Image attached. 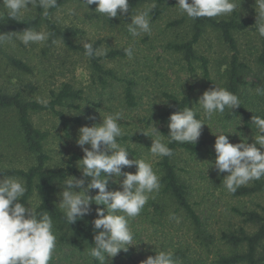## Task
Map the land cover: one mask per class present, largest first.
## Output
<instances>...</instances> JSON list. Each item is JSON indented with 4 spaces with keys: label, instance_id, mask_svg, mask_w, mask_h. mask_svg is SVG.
Instances as JSON below:
<instances>
[{
    "label": "rangeland",
    "instance_id": "374dc122",
    "mask_svg": "<svg viewBox=\"0 0 264 264\" xmlns=\"http://www.w3.org/2000/svg\"><path fill=\"white\" fill-rule=\"evenodd\" d=\"M236 2L239 4V0ZM255 3L256 0H241L240 9L237 8L230 15L215 18L239 16L256 21ZM148 5L138 7L132 15ZM32 12V5H29L18 16L23 18ZM6 14L7 10L0 4V19L5 21ZM52 18L62 28H74L78 32L75 41L82 46L85 42L93 44L99 41L101 45L98 51L106 53L101 56H106L112 49L129 46H132L134 54L131 59L128 56L117 59L104 57L101 61L104 67L112 69L120 79L107 78V82L103 84L99 74L93 70L89 57L81 51L69 50L59 40L54 43H49V40L43 44L30 43L26 46L18 39L27 29L25 28L8 34L11 39L0 44V91L21 92L28 99L46 102L50 100L51 91L58 90L65 82L83 90V99L76 102L77 106L57 108L71 120L67 126L60 115L51 111L31 115L34 125L48 134L45 141V151L50 157L48 167H64L74 154H84L77 144L79 129L82 126L99 124L104 116L119 112L122 116L119 123L123 135L118 138V143L128 150L129 159H144L151 163L158 175L157 162L161 157L153 156L150 146L157 138L165 142L163 130L169 131V122H161L158 115L171 105L172 96L180 99L188 96L191 100L189 108H193L197 119L206 123L199 137L203 144L198 156L182 153L177 164L183 169L184 179L192 190V201L197 212L211 229L219 232L243 224L234 211L235 207L256 209L264 205V194L233 197L224 187V179L228 173L218 174L215 168L216 134L224 133L229 142L234 144L242 141L254 143L255 125L252 122L247 126L242 117L229 119L226 110L223 114L217 113L209 118L198 104L204 91L215 85L224 88L227 80L232 50L218 31L208 29L196 45L197 53L209 59V76H206L201 62L194 61L190 65L184 55L173 48V44L188 40L192 36V19L181 13L177 4L167 6V10L156 20L151 16V33L135 38L128 32L131 15L114 21L115 18L108 19L104 14L92 13L87 4L81 1L64 4L53 13ZM177 20L183 21L174 25ZM28 29L48 33L45 25ZM235 37L241 58L249 65L243 78L247 82L244 87L246 101L251 109L264 111V69L255 63L263 37L254 30L235 33ZM11 58L23 60L31 66L32 71L23 72L17 69L11 63ZM127 81L134 86L137 101L135 107H129L125 100L124 88ZM28 84L36 89H27ZM152 124L160 133L154 131ZM85 147L90 148V145ZM35 163V155L24 145L15 111L0 108V168L27 169ZM80 163L79 160L76 165L82 170ZM123 171L134 173L136 167L124 168ZM3 178L0 176V179ZM122 179V176L109 177L108 189L119 190L120 184L116 181ZM19 180L25 186V181ZM161 187L160 184L159 190L150 194L141 213L130 220L134 235V245L129 246L130 256L121 251L115 257H106L107 264H132L134 260L141 262L150 255L155 256L159 251L174 253L180 248V244H186L190 236L184 223L187 221L176 212L172 200L164 194L161 195ZM64 188L65 185L62 184L56 193L58 204ZM97 193L98 190L94 189L88 194L94 196ZM38 204L39 197L34 193L27 208H35ZM91 207V212L96 215V209L103 208L104 205L93 202ZM56 237V247L49 264H99L90 256L91 248H82L72 244L69 239L60 241V237ZM178 264H181V260Z\"/></svg>",
    "mask_w": 264,
    "mask_h": 264
},
{
    "label": "clouds",
    "instance_id": "9594fccd",
    "mask_svg": "<svg viewBox=\"0 0 264 264\" xmlns=\"http://www.w3.org/2000/svg\"><path fill=\"white\" fill-rule=\"evenodd\" d=\"M88 6L95 4V11L107 18H115L129 12V0H83ZM34 0H0L7 10L8 17L16 19L22 11L33 5ZM241 0H177L181 13L191 19L201 17H219L232 14L240 9ZM39 7L44 9L43 15H48V9L57 7V0H39ZM155 3L148 5L137 14L131 15L128 32L132 37L151 33V11ZM256 28L258 34L264 37V0H256ZM49 38V33L35 29H25L18 37L24 45L30 43L43 44ZM7 33H0V44L10 40ZM85 55L98 56L101 53L94 49L91 42L83 44ZM129 59L133 57V48L125 49ZM187 79V78H186ZM198 104L209 118L214 114H223L225 108L231 110L239 107V97L226 88H210L199 97ZM122 116L119 112L102 118L99 124L82 126L79 129L77 144L84 152L79 167L84 178L69 176L64 180V190L60 193L62 199L60 208L64 211L68 224H74L78 219L89 215L92 203L104 205L96 209L97 218L93 220L95 230L94 247L90 256L107 264L106 257H115L121 251L128 252L134 239L130 220L137 217L148 203L150 194L160 188V178L151 163L144 159H129L128 150L118 143L123 135L120 126ZM169 140L162 142L160 138L153 140L150 152L153 156H172L173 151L168 144H196L202 134L203 120L196 118L193 108L173 112L169 116ZM255 125L254 143H230L224 133L216 134L214 150L216 153L215 168L219 173L227 172L224 187L229 192H235L239 187L250 181L264 177V118L253 116ZM154 131L160 133L152 124ZM134 133V132H133ZM228 133V132H227ZM144 134L148 135L144 132ZM133 135V134H132ZM90 145V148L85 147ZM259 145L260 147H257ZM110 153V154H109ZM135 166L136 171L124 172V168ZM102 173L104 175H102ZM123 177L116 182L119 190H109V177ZM74 189H79L74 190ZM98 190L94 196L88 193ZM26 192L23 182L17 178L0 179V264H49L56 247L57 237L53 221L47 212L37 215L35 208H26L20 201ZM140 264H178L173 253L156 252L148 256Z\"/></svg>",
    "mask_w": 264,
    "mask_h": 264
},
{
    "label": "trees",
    "instance_id": "16d2710c",
    "mask_svg": "<svg viewBox=\"0 0 264 264\" xmlns=\"http://www.w3.org/2000/svg\"><path fill=\"white\" fill-rule=\"evenodd\" d=\"M72 1L83 0H57V7L48 9V15H43L44 9L39 7V0H34L32 5L33 12L31 15L16 19L8 17L6 20L0 19V33H13L25 28H40L46 26L49 33V43L61 41L69 50L81 51L85 53L82 45L75 41L78 32L71 27L62 28L53 20V13L64 4ZM155 3V7L151 11L152 19H158L167 10V6L177 4V0H129V12L124 15L119 14L114 21H120L121 18L132 15L138 7L144 4ZM88 6V5H87ZM92 13L95 11L96 5L88 6ZM187 17V15H186ZM111 20V19H110ZM183 20H177L174 25L180 24ZM255 20L249 17L241 18L239 16H231L229 18L217 19L215 17H201L192 19V36L188 40L173 44L176 51L181 52L190 65L194 61L202 64L205 75L209 76V59L197 53L196 45L200 42L208 29L216 30L220 33L222 40L232 50L227 68V80L224 88L236 94L240 100V106L234 109L225 108L228 118L233 120L238 117L244 118L247 126L253 122V116L264 118V111L251 109L246 101L245 90L247 82L243 79L248 71V63L243 61L239 52L235 33L244 32L246 30H254L257 28ZM101 43L96 41L93 43L94 49L98 51ZM124 47L121 49H112L106 56L89 57L91 66L99 75V79L103 84L107 82V78L120 79L116 72L112 69L105 68L101 62L104 57L117 59L126 57ZM255 57V63L264 69V37L262 39V47ZM11 63L23 72H31L32 68L23 60L11 58ZM27 89L34 91L36 88L32 84L26 85ZM26 89V90H27ZM124 96L129 107L137 105L134 93L133 83L126 82L124 88ZM83 99V90L76 89L74 86L65 82L58 90H52L50 100L41 102L35 99L26 98L23 93H8L0 91V108L11 109L15 111L16 122L22 135L24 145L27 150L35 155L36 163L27 169L21 168H0V176L6 178H19L25 181L26 192L21 198V203L27 208L30 197L36 193L39 197V204L35 207L37 215L47 212L54 226V232L60 237V241L69 239L74 245L82 248L94 247V235L99 230H95L93 220L97 216L90 212L89 215L78 219L74 224H68L64 211L56 202L55 196L59 186L69 176L76 178H84L87 183L90 178L83 177L76 162L81 160L84 154H74L67 162L66 166L48 167L47 163L50 159L45 151V141L48 134L36 127L32 121V113L51 111L61 116L65 126L71 121L66 118L65 114L59 111L58 107L77 106L76 102ZM171 105L159 113V119L163 123L169 122V116L180 109L183 110L190 106L191 100L188 96L178 98L171 97ZM165 142L169 140V131L163 130ZM203 142L199 139L196 144L179 143L173 141L168 144L173 151L172 156L161 157L157 162L158 175L161 184V195L172 200L175 205L176 212L184 218V222L189 231V239L186 244H180V248L173 253L174 259L181 260V264H264V205L259 208L241 209L234 208L236 214L240 217L243 224L236 228H228L225 230L211 229L197 212L195 203L192 201V190L184 179L183 169L178 166L177 159L180 154L187 153L190 156H198L201 152ZM103 175V173H102ZM229 192V191H228ZM235 198L264 194V177L254 180L250 185H243L235 192H229ZM125 253L124 251H122ZM193 252V253H192ZM130 256V252L125 253ZM198 258H195L197 257ZM96 260V259H95ZM99 263L98 260H96ZM132 264H140L139 261H133Z\"/></svg>",
    "mask_w": 264,
    "mask_h": 264
}]
</instances>
